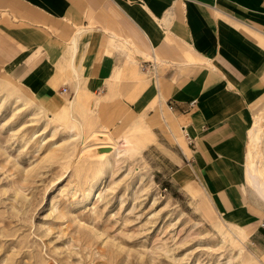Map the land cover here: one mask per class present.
I'll return each mask as SVG.
<instances>
[{
  "label": "rangeland",
  "instance_id": "rangeland-1",
  "mask_svg": "<svg viewBox=\"0 0 264 264\" xmlns=\"http://www.w3.org/2000/svg\"><path fill=\"white\" fill-rule=\"evenodd\" d=\"M0 39L13 51L27 50L6 32ZM133 41L139 50L112 48L137 75L125 74L105 99L81 91L72 110V97L58 82L45 94H30L3 67L14 54L0 48V264H264L191 168L177 178L152 147L143 153L157 136L170 156L172 150L190 157L195 137L165 103L175 65L157 48ZM38 54L21 58L32 64ZM156 80L161 106L154 95L135 94L137 86L156 94ZM251 108L264 130V96ZM137 116L142 123L130 121ZM102 140L120 152L103 159L109 151L101 152Z\"/></svg>",
  "mask_w": 264,
  "mask_h": 264
},
{
  "label": "crops",
  "instance_id": "crops-1",
  "mask_svg": "<svg viewBox=\"0 0 264 264\" xmlns=\"http://www.w3.org/2000/svg\"><path fill=\"white\" fill-rule=\"evenodd\" d=\"M0 31L27 49L14 45L13 51L0 39L1 50L15 57L6 58L3 67L30 94H45L58 82L56 88H66L70 97L80 88L105 99L125 74L138 73L112 47L127 53L125 48L139 50L133 40H141L157 48L175 65L170 72L175 79L166 77L165 103L194 132L195 148L190 157L172 150L170 156L156 136L143 153L152 147L177 178L191 168L218 212L264 255V196L249 180L247 159L252 149L264 170V130L262 140L249 147L258 117L251 105L264 96V0H0ZM37 50L32 64L21 58ZM155 84L156 94L147 86L142 92L137 86L135 94L154 95L161 106ZM124 102L136 108L134 100Z\"/></svg>",
  "mask_w": 264,
  "mask_h": 264
},
{
  "label": "bare ground",
  "instance_id": "bare-ground-1",
  "mask_svg": "<svg viewBox=\"0 0 264 264\" xmlns=\"http://www.w3.org/2000/svg\"><path fill=\"white\" fill-rule=\"evenodd\" d=\"M80 91H82V90H80V88H77L76 89V94L74 95V96H72V98H69L68 99V101H67V106H68V108L69 109H73V107H74V104H77L78 103V101H79V99H80V94H79V92ZM96 101H97V99H96ZM85 113V112H84ZM143 117V116H142ZM142 119V118H141ZM140 119V120H141ZM139 120V118H138V116L132 121V122H141ZM163 121H164V119H163ZM142 123V122H141ZM140 123H138L137 124V126L139 125ZM143 126H145V125H143ZM169 127V126H168ZM138 128V127H137ZM146 128V132H147V134L148 135H146L147 137H152L153 136V134H152V132H151V130H150V128L147 126V127H145ZM139 129V128H138ZM140 129H143V128H140ZM170 129V128H169ZM99 131V130H98ZM101 131V130H100ZM138 131V130H137ZM80 132H81V130H80ZM92 133V135H99V133H97V131L95 132V131H93V132H91ZM90 133V134H91ZM100 133H102V134H105V135H108L107 134V131L106 130H102ZM139 133H141V134H143L142 132H139ZM139 133H138V135H139ZM262 133H263V125H260L259 124V122H254V124L252 125V127H251V129H250V131H249V138H250V145H249V147L251 148V146L254 144H258L259 142H260V139H261V135H262ZM89 134V135H90ZM101 135V134H100ZM136 135H137V133H136ZM263 135H264V133H263ZM138 137V136H137ZM101 139H103V138H101ZM124 139L126 140V137H124ZM150 139V138H149ZM154 139V138H153ZM124 140V141H125ZM152 140V139H151ZM262 140V139H261ZM99 143H100V146L101 147H103V148H105V149H103V151H101V152H108L109 151V153L108 154H106V155H103V159H105V158H107V156L108 155H110V154H118L119 152H120V148H118L116 145H114L113 146V149L110 151V147L109 146H111V145H107V141L106 140H102V141H98ZM126 142V141H125ZM143 144L145 143V142H142ZM147 143V142H146ZM145 143V144H146ZM151 143V142H150ZM144 144V145H145ZM248 144H249V142H248ZM261 144V143H260ZM256 146V145H255ZM124 148V147H123ZM92 150H94V148L92 149ZM124 150H126V149H124ZM123 150V151H124ZM251 150L252 149H249L248 150V174H249V180L250 181H252V182H254L255 183V187L257 188V190H258V192H259V194H261L262 196H264V170H262L261 171V169H259V167H257V165H256V161L255 160H253L252 159V153H251ZM254 151V150H253ZM98 153H100V152H98ZM254 153V152H253ZM259 154V153H258ZM119 156V155H118ZM255 156V155H254ZM254 158V157H253ZM261 158V157H260ZM258 162V161H257ZM258 164V163H257ZM263 169V168H262ZM93 193H94V191H93ZM257 196H259V195H257ZM88 199V198H87ZM233 228V230L234 229H236V235H237V237H238V239L239 240H241V239H244L245 238V236H244V234L241 232V230L237 227V226H233L232 227ZM232 228H230L229 229V231H231V229ZM232 234V233H231ZM233 235V234H232ZM236 238V237H235ZM239 250L242 252V249H241V247H239Z\"/></svg>",
  "mask_w": 264,
  "mask_h": 264
},
{
  "label": "built area",
  "instance_id": "built-area-1",
  "mask_svg": "<svg viewBox=\"0 0 264 264\" xmlns=\"http://www.w3.org/2000/svg\"><path fill=\"white\" fill-rule=\"evenodd\" d=\"M149 66L154 67V64L149 62ZM65 91H66V88H62V92H65ZM193 103H194V101H191V102H189V105L192 106ZM167 106L169 109H172V107H173L172 104H170V103L167 104ZM188 143H191V140H189ZM261 226L264 228V220H262Z\"/></svg>",
  "mask_w": 264,
  "mask_h": 264
},
{
  "label": "water",
  "instance_id": "water-1",
  "mask_svg": "<svg viewBox=\"0 0 264 264\" xmlns=\"http://www.w3.org/2000/svg\"><path fill=\"white\" fill-rule=\"evenodd\" d=\"M103 149H105V148L102 147V150L101 151H103Z\"/></svg>",
  "mask_w": 264,
  "mask_h": 264
}]
</instances>
